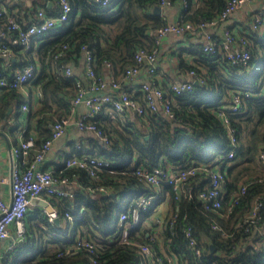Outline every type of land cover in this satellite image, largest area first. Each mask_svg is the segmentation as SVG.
<instances>
[{
  "label": "trees",
  "instance_id": "obj_1",
  "mask_svg": "<svg viewBox=\"0 0 264 264\" xmlns=\"http://www.w3.org/2000/svg\"><path fill=\"white\" fill-rule=\"evenodd\" d=\"M69 1L72 10L68 20L39 37L42 40L36 49L35 39L28 50L13 43L18 34L16 30L0 37V46L5 45L12 51L10 58L0 56V71L5 76L10 77L15 70L28 65L38 69L36 77L27 82L38 85L41 95L37 107L29 112L24 138L33 136L34 144L22 167L31 163L42 143L51 137L52 125L71 114L79 78L74 73L65 75L59 67L78 62L89 49L98 75L105 77L108 72L120 78L134 63L140 47L154 46L155 30L166 23L164 15L158 12L162 0H113L108 6L95 0ZM170 1L181 6L183 20L200 21L216 17L229 0ZM3 5L0 0V6ZM13 5L21 7L19 1ZM33 5L35 15L29 23L6 9L24 28L38 22L36 14L40 8L52 15H57L59 10L58 0H34ZM5 22L6 16L0 17V31ZM246 34L252 52L247 65L232 63L222 53H208L201 45L187 49L195 52V60L185 63L181 57V64L186 70L195 69L204 82L195 85L193 91L176 96L180 106L174 108L175 119L154 112L119 121L102 110L97 116L98 124L110 142L105 143L95 135L82 136V141L73 145L71 155L105 157L113 162V167L100 171L99 177L91 176L84 168L65 167L64 163L53 170L57 179L68 178L71 189H67L74 195L49 197L58 211L59 223L51 221L46 212H36L44 227L33 226L32 219L37 217L27 214L32 229H38L40 234L32 236L27 231L28 237L8 257L9 262L12 259L11 264H151L137 246L147 244L151 246L152 256H160L167 263V258H171L173 264H264V205L256 221L249 220L256 201L264 200V159L261 158L264 153V32L251 30ZM62 50L63 54L56 57ZM235 91L249 92V95L243 93L246 108L242 112L230 113ZM22 102L24 95L18 88L2 87L0 121L8 120L9 109ZM220 112L227 114L236 142L232 141L230 125L219 116ZM33 130H37L35 135L31 134ZM232 151L234 155L229 157ZM200 164L212 169L219 166L226 171L224 198L218 210L206 209L198 198V192L209 185L207 172L189 177L179 198L171 184L161 182L156 186L140 179L136 172L138 168L153 170L160 166L171 170ZM243 184H247L246 191L234 203ZM101 186L110 192H99ZM141 196L152 199L148 209H139V222L134 227L126 225L134 221L131 214L120 224V214ZM165 197L171 202L172 212L166 219L162 239L153 240L140 230L141 225ZM67 212L76 222L75 229L68 232L63 227ZM187 229H191L201 247L200 255L189 248ZM46 230L53 240L42 241L54 246L47 249L40 242L38 253L20 259ZM80 236L95 239V253L72 248ZM5 259L4 264L8 263Z\"/></svg>",
  "mask_w": 264,
  "mask_h": 264
},
{
  "label": "built area",
  "instance_id": "obj_2",
  "mask_svg": "<svg viewBox=\"0 0 264 264\" xmlns=\"http://www.w3.org/2000/svg\"><path fill=\"white\" fill-rule=\"evenodd\" d=\"M18 1V0H15ZM102 6H108L113 0H95ZM261 0H229L224 9L214 18L203 19L200 21L183 20L182 15L179 20L169 22L164 16L166 23L155 30V44L152 47H140L134 55V63L129 65L122 77H116L111 74V79H107L98 75L94 69V55L91 50L86 49L84 53L85 71L87 82L81 79L76 80L77 94L73 99L71 114L57 120L52 125V135L45 140L40 148L34 154L33 160L27 167H22L25 158L29 154L30 148L34 144V137L29 136L23 138L18 146L14 148V153L22 162L13 164L11 174L9 176L3 174V166L0 159V240L11 235V228L14 226L16 240L9 244L7 251H13L27 237L26 217L29 212L32 199L46 195V200L51 204L49 197L61 196L72 197L73 191L64 188L61 184H68V178L57 179L53 172L44 168L42 162L49 153L53 141L64 135L69 127H77L84 132L93 133L103 142L109 143L108 135L99 127L97 116L104 110L112 118L119 121H125L127 117L144 116L148 113L161 112L171 119L176 118L175 107H179L180 103L176 99L177 95H184L194 90L196 82L203 83L204 78L199 75L195 69L188 70L190 79L181 82L170 81L167 87L161 83L158 78L159 62L162 54V40L169 35H190L199 37L203 42V49L214 55L224 54L232 63L248 64L252 57L249 38L246 33L240 32L231 26L224 29L222 36L215 35L211 29L219 26L240 11L246 4L258 2ZM59 10L57 15L48 14L45 9L40 8L36 14L38 22H34L26 26L21 25L20 21L12 14L7 12L6 7L0 6V17L6 16L5 30L0 31V37L6 36L10 30H16L17 36L12 42L22 45L24 50L30 49L32 41L35 38L42 37L51 32V30L68 20L72 6L69 0H58ZM170 0L161 1V11L164 7L172 6ZM163 14V13H162ZM164 15V14H163ZM250 31L264 32V7L253 13L251 18ZM249 33V32H248ZM66 46H64L65 48ZM86 48V47H85ZM63 50L58 52L56 57L61 56ZM0 56L10 58L12 51L5 45L0 46ZM110 64H108L109 66ZM65 75L74 73L71 65H61L59 67ZM38 69L34 65H28L23 69H17L11 73L10 77L4 75L0 71V89L2 87L20 89L28 81L36 77ZM142 74L146 77L143 79ZM116 90L107 91V87ZM140 93V97L137 96ZM243 91H235L232 93V100L229 106L230 113H239L246 108L243 98ZM249 95V92H245ZM39 95L40 91H39ZM84 104L87 108L77 117L75 116L78 105ZM23 110L29 111V105L23 104ZM219 116L223 118L226 124L230 125V121L225 112H220ZM11 121V120H9ZM231 139L236 142L234 128L230 125ZM234 152H230L232 157ZM264 159V153L261 154ZM65 167H80L88 171L93 177H99V172L103 169H111L113 162L105 157L86 155H71L64 160ZM137 174L140 179L148 183L158 186L161 182L169 183L173 186L176 198H179L184 184L192 175L200 172H207L210 176V182L207 187L198 192V198L206 209L218 210L222 207L224 198L223 185L226 180V171L220 169H212L209 165H193L185 169H166L156 167L153 170L138 168ZM4 183H10L11 198H7L2 187ZM247 184H243L237 193L234 203L238 201V195L244 194ZM99 192L108 194L110 191L104 186L98 187ZM151 196H141L134 200L128 207L127 211H123L119 217V223L123 224L130 215L134 217L130 226H135L139 222V209H148L151 204ZM52 205V204H51ZM264 205V200L256 201L249 220L255 222L259 217V209ZM234 206V205H233ZM54 207V206H53ZM232 206L230 207V210ZM49 219L55 222L58 218V211L54 207L53 211L47 213ZM66 217L72 219L70 213H66ZM186 235L190 238L189 248L192 253L200 255L202 250L198 246L195 237L192 235L191 229L185 230ZM151 239L157 240V235L151 233ZM133 244V242L131 243ZM151 264H173L171 258H167L168 262L160 256H152L151 246L137 245ZM97 244L95 239L87 237H78L73 249L85 248L91 253L96 252ZM163 253L164 247H161ZM4 255L0 252V264L3 263ZM214 263V262H213Z\"/></svg>",
  "mask_w": 264,
  "mask_h": 264
},
{
  "label": "crops",
  "instance_id": "obj_3",
  "mask_svg": "<svg viewBox=\"0 0 264 264\" xmlns=\"http://www.w3.org/2000/svg\"><path fill=\"white\" fill-rule=\"evenodd\" d=\"M21 4L13 5L16 3L15 0H1L3 6L9 8V10L14 13L18 18H20L25 23L31 22L33 16L35 15L34 11V0H18ZM10 4V5H7ZM264 7V0L248 3L246 4L240 11H237L229 19L222 22L219 26L211 29L215 35L222 36L224 33V29L227 26H231L234 29H237L240 32L248 33L250 32V24L251 18L253 17V13L258 9ZM160 13H163L167 18V21L173 22L179 20L181 17V6L180 5H172L164 7ZM42 39L35 38L33 47L36 49ZM203 46L202 39L199 37H193L190 35H169L164 37L162 40V54L159 62L158 69V78L165 87H167L170 81L181 82L184 80L190 79L188 70L181 64V57L184 59L185 63H191L195 60L194 51L189 52L187 49L193 47L194 49L197 46ZM70 65L73 68L74 74L81 79L83 82H87V75L85 71V60L84 57L78 62H71ZM8 67V65H7ZM143 79H146L144 74H142ZM105 78L109 82L111 79V74L106 73ZM20 92L24 95V102L17 106L16 108L11 107V111L8 114H11L10 118L7 120L0 121V159L3 166V174L9 176L12 171L13 164L16 162H22V158H19L14 153V148L18 146L21 139L24 138V133L28 129V121H29V112L31 108L37 107L40 100L39 88L38 85L33 83H26L20 89ZM107 91H114L110 85L107 87ZM137 96L140 97V93H137ZM27 103L29 105V111L23 110V104ZM10 110V109H9ZM87 108L84 104L78 105L76 109V113L74 117H77L82 112L86 111ZM11 120V121H9ZM37 130H33L31 134H36ZM94 135L93 133H88L79 130L77 127H69L64 135L53 141L52 147L45 157L42 165L44 168H47L51 171L55 170L59 167V165L64 163V160L68 155H71L73 152V145L77 143V141H82V136ZM25 161V160H24ZM219 166H215V169H219ZM221 170V169H220ZM64 188L71 189L69 184H61ZM2 191L7 198H11L10 192V183H4L2 187ZM42 198H47L46 195H42ZM36 212H46L47 209L40 205L39 203H31L28 216L32 215L33 217H37L36 219H32V224L42 226L41 222L36 215ZM172 212V205L168 197H165L164 200L159 202L155 207L152 215L147 217L141 225V231L146 233V236H149L151 233L156 234L157 239L161 240L163 231L165 228V222L168 215ZM27 216V217H28ZM26 217V226L27 231L33 233L32 236H38L40 231L38 229H32L33 226L29 224V221ZM34 222V223H33ZM63 227L67 228L69 231L75 229L76 222L75 218H66L63 222ZM44 227V226H42ZM84 227V226H83ZM82 229H85V227ZM87 228V227H86ZM88 229V228H87ZM80 233V230L78 231ZM28 237V236H27ZM26 237V238H27ZM53 240L52 234H49L46 230V234L44 236H39L35 240L34 247L28 248L29 250L25 251V254L22 255L20 259H26L29 256H33L35 253H38V247L42 240ZM16 240V233L14 230V226L11 228V235L7 238L0 240V252L6 257L5 261L11 264L12 259L9 262L8 257H12L15 249L13 251H7V247L9 244ZM26 240V239H25ZM24 240V241H25ZM162 244V242H160ZM46 244L47 249H51L54 246V243H42ZM74 246V245H73ZM73 248V247H72ZM76 249V248H75ZM28 251H30L28 253ZM40 254H38L36 258H38Z\"/></svg>",
  "mask_w": 264,
  "mask_h": 264
},
{
  "label": "water",
  "instance_id": "obj_4",
  "mask_svg": "<svg viewBox=\"0 0 264 264\" xmlns=\"http://www.w3.org/2000/svg\"><path fill=\"white\" fill-rule=\"evenodd\" d=\"M161 11V7H158V12ZM199 84L198 82H196V85ZM12 109L10 108L9 110V113ZM113 196H115L116 194L115 193H112ZM32 202L33 203H39L40 205H42L43 207H45L47 209L48 212H51L53 211L54 207L49 203L48 200H46L45 198H42V197H35L32 199ZM55 222H60V219L57 218L55 219Z\"/></svg>",
  "mask_w": 264,
  "mask_h": 264
},
{
  "label": "rangeland",
  "instance_id": "obj_5",
  "mask_svg": "<svg viewBox=\"0 0 264 264\" xmlns=\"http://www.w3.org/2000/svg\"><path fill=\"white\" fill-rule=\"evenodd\" d=\"M244 137L247 139L248 138V131L247 130H245L244 131ZM65 220V219H64ZM127 221V220H126ZM126 221H124L123 223H125ZM126 225H129V223H127ZM73 228H71V230H72Z\"/></svg>",
  "mask_w": 264,
  "mask_h": 264
}]
</instances>
